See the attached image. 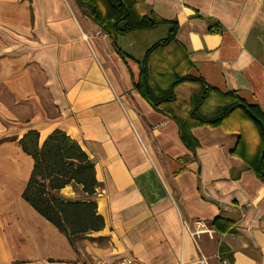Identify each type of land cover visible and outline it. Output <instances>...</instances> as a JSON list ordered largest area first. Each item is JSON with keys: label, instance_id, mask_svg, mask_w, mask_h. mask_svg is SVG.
Listing matches in <instances>:
<instances>
[{"label": "crops", "instance_id": "0c3cea01", "mask_svg": "<svg viewBox=\"0 0 264 264\" xmlns=\"http://www.w3.org/2000/svg\"><path fill=\"white\" fill-rule=\"evenodd\" d=\"M19 1L0 0V139L9 138L0 140V264H201V256L208 264H264V182L232 153L242 131L257 148L253 126L187 127L189 149L177 122L133 86L144 52L137 57L119 46L133 58L124 62L74 0H40V13L34 0ZM145 5L178 22L176 43L147 60L155 95L182 73L210 87L205 115L230 102L228 93L264 113V0ZM210 20L219 32L208 30ZM195 88L176 85L178 101L188 102ZM55 128L93 160L98 182L103 228L74 245L21 197L33 160L17 140L34 129L41 144ZM75 188L59 192L75 199ZM195 220L211 233L194 240Z\"/></svg>", "mask_w": 264, "mask_h": 264}, {"label": "trees", "instance_id": "16d2710c", "mask_svg": "<svg viewBox=\"0 0 264 264\" xmlns=\"http://www.w3.org/2000/svg\"><path fill=\"white\" fill-rule=\"evenodd\" d=\"M80 12L96 23L105 32L115 53L126 62L133 58L116 43L115 35L135 30L151 29L167 25V35L151 44L137 60L139 70L133 86L141 97L155 110L169 115L179 126V136L186 147L192 150L187 133L183 130L192 126H217L230 121L253 126L258 140L257 148H249L248 131H242L232 153L240 155L246 165L264 182V113L253 103L228 93L231 101L220 106L211 115H205L200 107L210 87L198 77L176 73L167 91L155 95L148 84L147 60L157 49L176 43L178 22L164 19L154 12H146L145 0H74ZM209 31L219 32L221 26L209 22ZM131 74V71L128 69ZM192 84L196 88L186 103L179 102L175 86L180 83ZM36 130L26 131L18 140L21 149L31 156L32 168L21 197L41 216L51 222L74 245L77 240L88 237L89 233L103 228L104 221L96 212L94 196L98 182L94 176V162L80 145L62 130L53 129L41 142ZM3 138L0 140H8ZM80 185L82 196L75 199L64 197L59 190L65 185Z\"/></svg>", "mask_w": 264, "mask_h": 264}, {"label": "rangeland", "instance_id": "374dc122", "mask_svg": "<svg viewBox=\"0 0 264 264\" xmlns=\"http://www.w3.org/2000/svg\"><path fill=\"white\" fill-rule=\"evenodd\" d=\"M23 0L19 1V4H21ZM73 1V0H72ZM74 3V2H73ZM7 2L2 3L3 7V17L6 19V12H7ZM34 6L36 7V10H39V13L41 12V6H40V0H34ZM21 11V8L19 9ZM32 24V21L30 22ZM166 25H159L158 28H153L150 32H147L146 34H138L140 32H130L127 34H119L116 37V43L118 46H120L123 50L126 52L134 55V56H141L143 54L144 50L150 46L151 44L155 43L158 39L164 38L166 36ZM139 35V36H138ZM89 44L90 46H95L94 40L89 37ZM76 191V198H79L82 196V193L78 188H75ZM82 239L77 240L76 242H80Z\"/></svg>", "mask_w": 264, "mask_h": 264}, {"label": "built area", "instance_id": "2783aa9c", "mask_svg": "<svg viewBox=\"0 0 264 264\" xmlns=\"http://www.w3.org/2000/svg\"><path fill=\"white\" fill-rule=\"evenodd\" d=\"M190 235L192 236V238L195 240L199 234L201 233H211V230L206 226V224L201 221V220H195L194 222V228L189 230ZM199 262L201 264H208L205 257L201 256L199 258ZM215 264H231L229 261L225 260V259H220L217 263Z\"/></svg>", "mask_w": 264, "mask_h": 264}]
</instances>
